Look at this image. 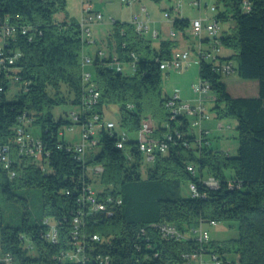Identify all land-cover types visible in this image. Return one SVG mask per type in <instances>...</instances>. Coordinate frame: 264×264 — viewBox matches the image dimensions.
<instances>
[{"label": "trees", "instance_id": "1", "mask_svg": "<svg viewBox=\"0 0 264 264\" xmlns=\"http://www.w3.org/2000/svg\"><path fill=\"white\" fill-rule=\"evenodd\" d=\"M223 1L226 9L219 11L217 18H232L235 29L221 33V41L234 54L225 59L219 56V61L236 59L235 70L243 79L257 80L259 94L234 97L214 61L201 60L199 74L214 91L218 116L237 120V154L215 150L210 143L200 141L191 131L187 116L170 119L161 63L171 57L175 41L162 40L156 48L133 22L116 20L110 40L115 53L110 51L104 57L96 53L91 68L101 99L78 120H72L82 126L89 116L98 113L103 121L105 107L117 104L120 130L117 126L113 130L101 127L96 147L100 150H91L83 160L69 147L72 144L61 138L63 127L72 122L54 113L56 106L71 103L80 109L83 103L85 43L80 23L75 18L56 17L68 12L67 0H0V30L7 24L18 28L10 47L21 52L8 72L22 78L18 97L8 100L6 91L12 79L0 73V144H12V169L17 171L12 177L0 165V245L4 256L11 254L14 264H83L60 261L58 256L71 247L73 219L84 207L79 200L83 187L93 184L90 167L101 165L104 189L98 194L121 197L122 204L111 216L89 214L84 230L103 236L104 243L95 245L111 256L109 264H182L184 252L202 246L207 248L206 253H219L223 264H264V0ZM173 24L185 31L191 20L176 17ZM115 57L121 64H130L133 73L119 70ZM149 114L159 122L154 137L168 140L166 131L172 135L167 152H157L153 161L139 149V132ZM23 116L32 120L31 126L41 127V162L17 153L14 127ZM167 120L169 126L163 125ZM121 131L127 133L124 148L118 146ZM188 164L197 168L195 175L187 169ZM210 175L219 179V188L203 184L202 179ZM192 181L198 184L199 195H184V183L190 191ZM19 187L41 188V216L34 217L28 199L16 194ZM10 201L18 202L23 212L7 214L5 204ZM212 220L237 222L239 237L222 244L211 240L204 245L195 239L164 238L155 226L169 222L188 232ZM51 223L59 232L57 242L45 237ZM228 254L237 256L230 259ZM0 264L4 262L0 260ZM85 264L99 263L92 259Z\"/></svg>", "mask_w": 264, "mask_h": 264}, {"label": "built area", "instance_id": "2", "mask_svg": "<svg viewBox=\"0 0 264 264\" xmlns=\"http://www.w3.org/2000/svg\"><path fill=\"white\" fill-rule=\"evenodd\" d=\"M88 4L84 8V16H82L79 21L82 38L84 43L90 41L92 31L91 23L97 21L102 22L104 15L101 11L95 9L93 0H87ZM123 2L130 3V0H122ZM183 0L176 1V8L181 7ZM193 6L199 8L202 7L201 0H194L191 3ZM211 10L214 12L217 10L216 6H212ZM142 11L146 13L147 16L148 10L145 6L142 7ZM166 16L170 17V13L166 12ZM136 29L139 33L143 34L146 30L147 25L145 21L139 20L138 17L135 19ZM220 21L216 16L207 22L206 19L200 17L192 21L191 33L194 37L202 39L206 33L208 42L211 47L208 50L200 44L197 49L199 55V62L203 59L214 61L216 65L219 66V70L224 73H230L235 71V66L232 61H219V54L223 46L221 41V27ZM22 32L26 33L27 30L25 27H22ZM18 28L15 25L7 24L2 27L0 30V73H7L8 77L15 82H21L22 78L19 74L9 75V70H12V65L16 63L18 58L21 56V52L10 47L11 41L14 40L17 36ZM158 33L155 31V36ZM101 57L106 55L104 50H98L97 52ZM115 63L119 70H122L124 64L117 61L115 57ZM191 60V50H174L169 59L163 60L161 63V69H177L183 70L188 66ZM95 57L90 55H83L82 58V67H83V80L85 83V93L83 95V103L81 108L78 111H73L71 116L74 120H78L82 113L87 112L96 106L101 99V92L98 89L96 82L93 80L92 70L90 66H93ZM134 67V64L132 65ZM201 80V79H200ZM193 88L196 92L199 93V103H184L179 98H168L166 101V109L169 113L171 120H176L179 115H185L188 118L193 117L191 125L200 127L201 133L198 134L199 140L209 144L207 141V132L202 124L205 119H209L211 115L208 113L205 106V98L208 94V90L212 89L210 83L207 81H200V84L193 85ZM32 120L28 117H21L20 122L14 127L15 136H14V145L16 147L17 153L20 157H30L38 161H43V143L40 137H35L31 132ZM169 126V124H168ZM101 127L113 130L116 127V124L113 121L103 120L101 121V115L96 113L88 117V122L82 125V134L83 140L77 144H72L69 146L78 152L80 159L85 160L87 158V153L91 150H94L99 142L98 131ZM72 129L73 127H69ZM154 128L153 125L144 121L142 128L139 132V149L145 154L148 161H153L157 152L165 153L169 148V141L172 139L170 132L166 131L164 136L168 138H156L153 136ZM127 140V133L125 131L120 132V140L118 146L120 148L125 147V141ZM13 146L11 143L0 144V165L10 171L12 177L17 175V171L12 169L13 158H12ZM92 167H90L91 169ZM94 173H102L104 167L101 165H96L92 168ZM187 169L192 173H197V168L193 164H188ZM203 184L206 186L216 189L221 186L219 179L215 176H205L202 179ZM190 193L192 196L199 195L198 184L194 181L190 182ZM84 206L80 211L74 216L73 223L74 229L72 232L73 240L71 242V247L62 251L58 256L60 261H78L83 264L93 260H97L99 264H109L111 262V256L109 254H104L101 251L97 250V244H103L105 239L98 233L88 234L85 232L84 228L86 225V218L89 214L102 212L108 216H111L115 213L116 208L122 204L121 197H115L111 194L106 196H100L95 189L92 183H88L83 187V192L79 199ZM211 224H217L216 220L210 221ZM204 222L195 228H191L188 232L181 231L176 225L169 222H161L155 224L158 228L162 237L167 239H176V240H188L195 239L200 244H208L211 241V235L207 229L204 227ZM191 232V233H189ZM45 237L52 241L57 242L59 238V232L55 223H51L49 232ZM205 247L198 248L194 251L184 252L182 254L183 263L182 264H205L204 256L206 253ZM212 258V264H223V258H221L219 253L213 252L209 253ZM0 260L4 264H14L11 254H2L1 245H0ZM238 260V257L237 259Z\"/></svg>", "mask_w": 264, "mask_h": 264}, {"label": "rangeland", "instance_id": "3", "mask_svg": "<svg viewBox=\"0 0 264 264\" xmlns=\"http://www.w3.org/2000/svg\"><path fill=\"white\" fill-rule=\"evenodd\" d=\"M177 0H161L160 2L154 0H130V3L122 2V0H93V4L96 10L101 11L104 15L102 22L91 23L92 38L96 39L91 46L92 55L95 56L98 50H104L107 53L110 51L115 52V47H110V38L114 30V20L119 21H133V17L136 13H140V20L146 18L145 13L141 12V7L143 5L147 6L148 12L150 13V19L147 21L150 30L145 31V38L152 41L154 47L158 48L160 46V41L165 37L167 31L170 30L171 20L165 16L166 9H170L172 18L177 16H183L189 19H193L195 15H202L203 18H207V22L214 18L215 14L219 11H224L226 9L225 2L223 0H201L202 8L197 6H191L189 4L190 0H183L182 12L180 13L176 9ZM70 0H67V3ZM207 2V4H206ZM218 6L217 10L212 12V6ZM214 13V14H213ZM59 13L56 17H59ZM211 18V19H210ZM135 20V19H134ZM233 22V23H232ZM234 24L232 18L226 20H220L221 32L224 31L226 27L230 24ZM177 30L176 28H174ZM158 30L164 31V34L154 38L152 32ZM174 30V31H175ZM230 30V28H227ZM172 36L165 38L170 39ZM172 39V38H171ZM189 44H195L194 46L199 48V39L193 35L188 36ZM209 43V42H208ZM198 44V45H197ZM179 49L188 48L186 42L177 43ZM110 47V48H109ZM193 47V45H192ZM189 48L190 50L192 49ZM211 45L205 44V50L210 49ZM235 67H237V60L233 59ZM124 72L133 73L130 64H125ZM200 74H199V55L197 50L193 48L191 50V60L187 67L183 70L177 69H165L163 70V82L162 88L165 96L170 98H179L184 103H199V93L193 88V85L200 84ZM222 81L227 82L229 85V92L232 95H255L258 91V86L255 84L257 80L254 79H243L239 76L237 70L224 73L222 75ZM22 88L21 82L11 81L9 87L6 91V97L8 100H14L18 97L20 90ZM214 91L212 89L208 90V94L205 98V106L208 113L211 115L209 119L203 121V127H205L207 132V141L210 143V147L215 150H222L226 153H231L232 155L237 154V149L239 146V134L237 130V120L230 116H218V111L215 108L214 102ZM79 107L71 103L62 104L54 108V113L56 117L64 115L66 119L70 120L72 123L67 124L63 127L61 132V138L67 143L77 144L83 140L82 126L78 123H73L71 113L73 111H78ZM105 118L108 121H113L116 124V128L120 130V108L117 104H111L104 109ZM189 120L192 122L193 117L190 116ZM144 121H148L153 125V128L159 126L158 120H156L151 114L147 115ZM169 121H164L163 125H168ZM69 126L73 128L70 129ZM31 132L35 137H40L41 127L38 124L31 126ZM191 131L197 134L201 133L200 127L191 125ZM165 133V132H164ZM136 137V136H135ZM100 148H95L94 151L97 153ZM89 153V152H88ZM87 153V154H88ZM147 161V160H146ZM47 166V165H46ZM48 167V166H47ZM147 164L143 166L144 172L146 171ZM93 168V167H92ZM93 170V169H92ZM93 173V171H92ZM227 175L231 174V171H226ZM102 173L93 174V185L98 192H102L104 189L103 184L100 182ZM183 194L189 196L190 191L188 183L183 185ZM17 195L25 197L28 199V204L30 210L34 217L41 216V204H42V191L39 187H19L15 189ZM5 209H7V214H13L14 216L23 212L22 206L18 202H6ZM205 229H207L211 235V240L218 242L219 244L224 243L230 239H236L239 237V226L237 222L222 221L217 222V224H211L206 222L204 224ZM191 233V232H189ZM32 241L28 238L27 245L30 246ZM32 252H35V248H32ZM230 259L236 258V254H228ZM205 264H212V258L209 253L204 256Z\"/></svg>", "mask_w": 264, "mask_h": 264}, {"label": "crops", "instance_id": "4", "mask_svg": "<svg viewBox=\"0 0 264 264\" xmlns=\"http://www.w3.org/2000/svg\"><path fill=\"white\" fill-rule=\"evenodd\" d=\"M194 0H190L189 1V4L191 5V6H193L191 3L193 2ZM123 2V1H122ZM202 2V1H201ZM124 3V2H123ZM87 4H88V1L87 0H70V2H68V7H67V10H68V12L67 13H65V12H62V13H59L60 15H58L59 17H57L59 20H63V19H65L66 17H68V19L69 18H75L78 22L81 20V18H82V16H84V8L87 6ZM206 4H207V2H206ZM182 5H183V3H182ZM182 5H181V7H179V8H176V9H178V11L181 13L182 12ZM143 6H145L146 8H147V6L146 5H143ZM142 6V7H143ZM142 7H141V12L143 13L144 11H142ZM202 8V7H201ZM96 9V8H95ZM148 10V9H147ZM167 11L166 12H169L170 13V17H168V19H170L171 20V24H170V30L169 31H167V33H166V35H164L165 37H170V36H172L169 40H173V41H175V47L173 48V51L174 50H176V49H178V50H186V49H189V48H191L192 47V45H193V47H192V49L191 50H193V48L195 49V50H197V48L194 46L195 44H192V45H190L189 44V41H188V36H189V34H191L192 35V33H191V26L188 28V29H186L185 31H181V30H179V29H177V30H175L174 28V24H173V22H174V19L176 18V17H183V16H175V17H173L172 18V16H171V12L169 11L170 9H166ZM212 11V10H211ZM166 12H165V16H166ZM213 12V11H212ZM145 13V12H144ZM148 14H149V16H147L146 15V13L144 14V15H146L145 17L146 18H144V20L142 19V21H145L146 22V25H147V28H146V30L145 31H147V30H150V27L148 26V20L150 19V13L148 12ZM214 14V13H213ZM215 16H216V14H215ZM214 16V17H215ZM136 17H138V19H139V17H140V13H136L135 15H134V17H133V23H135V20L134 19H136ZM167 17V16H166ZM200 17H202V15H200V14H198V15H195L194 17H193V19H190L191 20V25H192V21L194 20V19H196V18H200ZM203 18V17H202ZM204 19H206L207 20V18H204ZM211 19V18H210ZM140 20V19H139ZM116 20H114V22H115ZM234 21V20H233ZM113 22V23H114ZM233 23V22H232ZM230 24L228 27H226L225 29H224V31H222L221 33H223V32H233V30L235 29V22H234V24ZM227 28H230V30H227ZM175 30V31H174ZM91 31H92V29H91ZM145 31L143 32V34H145ZM155 31L158 33L156 36H155ZM161 34L163 35L164 34V31H161ZM160 34V32L158 31V30H154L153 32H152V36L154 37V38H157L158 36H160L161 35ZM165 37H163V39H161V41L162 40H168V38H165ZM110 40H111V38H110ZM94 41H96V39H93L92 38V35H91V39H90V41L89 42H87L86 44H85V48H84V54L83 55H90V56H92V57H95V56H93L92 55V52L90 51L91 50V46H90V44H93V42ZM160 41V42H161ZM109 42H112V41H109ZM181 42H186V45H187V47L188 48H186V49H179V46L180 45H177V43L179 44V43H181ZM208 44V45H210V43H208V38H207V35H206V33L204 34V37L202 38V39H199V46H200V44H202V46L204 47L205 46V44ZM198 45V44H197ZM110 47H111V45H110ZM173 51H172V53H173ZM112 52V51H111ZM107 53V52H106ZM113 53H115V52H113ZM234 54V51L232 50V49H230V48H227V47H225V46H222V48H221V51H220V54H219V56L221 57V59H225V58H228V57H231L232 55ZM232 62H233V59L231 60ZM238 65V64H237ZM87 68H92V66H90V67H87ZM226 84H227V87H228V91H229V85H228V83L227 82H225ZM255 84L258 86V91H257V93H255V95H252V96H258V94H259V82L257 81V82H255ZM234 97H251V96H249V95H245V94H240V95H233ZM214 98V97H213ZM202 126H203V124H202ZM205 128V127H204ZM206 129V128H205Z\"/></svg>", "mask_w": 264, "mask_h": 264}]
</instances>
